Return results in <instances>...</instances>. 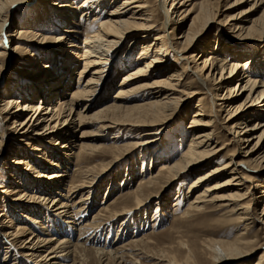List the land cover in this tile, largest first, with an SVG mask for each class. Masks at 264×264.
Here are the masks:
<instances>
[{
	"label": "bare ground",
	"instance_id": "obj_1",
	"mask_svg": "<svg viewBox=\"0 0 264 264\" xmlns=\"http://www.w3.org/2000/svg\"><path fill=\"white\" fill-rule=\"evenodd\" d=\"M21 1L0 0V71L17 52L31 56L17 68L21 77L16 89L25 92L23 98L24 92L15 89L0 95V138L10 129L17 147L12 154L15 159L5 165L7 171H15L7 175L11 184L0 187V207H8L0 208V236L7 240L8 248L15 253L23 251L30 259L37 257L38 264H86L92 254L100 264H123L125 257L136 264L138 256L157 264H226L223 259L264 264V154L255 157L264 143V51L263 57L257 53L264 46V0H249L250 4L240 9L247 0H43L44 12L37 15L38 21H30L12 34L5 24L11 7ZM220 14L224 19H218ZM212 23H216L215 31L206 43ZM11 36L15 37L12 46ZM224 38L253 39L259 46L250 49L226 41L225 45L238 53L229 54L221 48ZM124 40H129V45L122 54L119 50ZM54 44H64V48L50 53ZM79 62L73 86L71 75ZM127 69L111 99L90 111L107 99L111 74ZM104 79L107 81L101 87ZM187 115L186 125L177 122ZM88 122L96 124V130L83 131L79 141L72 140L75 130ZM173 127L176 129L166 134ZM126 129L132 131L133 138L122 139L120 133ZM109 131L115 135L107 145V138H100ZM221 132L230 135L227 141L220 139ZM89 135H93L91 140ZM230 144H234L232 150ZM136 149L143 154L151 151L148 170L158 161L157 168L146 178L140 176L134 188L111 199L92 216L90 224L80 222L73 227L71 203L88 201L93 183L104 171L102 168L94 175L105 156L115 160ZM237 149H243L238 159ZM100 154L101 161L89 163ZM72 162L78 166L72 176L77 179H71L67 195L61 186ZM143 164L139 171L145 175ZM195 173L200 174L187 188L193 197L171 223L174 236L189 237L171 243L172 251L178 253L175 259L166 251H153L149 236L144 235L112 248H86L84 243L92 237L85 233L101 225L93 220L128 218L134 211H142L162 188L181 183V189ZM77 192L89 194L74 199L72 194ZM39 204L46 207L53 229H48L46 220L38 225V220L23 215L32 212L35 218L43 217ZM257 204H261L258 212ZM10 210H18L17 223L7 215ZM66 218L71 220L69 225ZM22 219L36 222L35 229L21 226ZM55 220L67 226V236L48 234L57 231L52 226ZM205 224L213 226L211 232L226 236L189 234L194 225ZM233 231L230 237L228 233ZM75 232L80 234L77 243L71 240ZM17 242L22 246L17 247ZM93 242L98 244V240ZM247 257L249 260H240Z\"/></svg>",
	"mask_w": 264,
	"mask_h": 264
},
{
	"label": "rangeland",
	"instance_id": "obj_2",
	"mask_svg": "<svg viewBox=\"0 0 264 264\" xmlns=\"http://www.w3.org/2000/svg\"><path fill=\"white\" fill-rule=\"evenodd\" d=\"M42 1L43 0H22L20 3H17L13 7H11V14H10L6 24H5L6 30L9 33L13 34V33H15L14 32L15 30L26 27L25 25H27V23H29L30 21L31 22L32 21L33 22L38 21L37 20V15L44 12V10L42 8V5H41ZM57 2H55V3H57ZM250 2L251 1L247 0V2L242 4L238 9L247 7L250 4ZM252 17H254V15ZM218 19H221V20L224 19V15L220 14ZM26 21H28V22H26ZM215 27H216V23H212L211 27H210L209 35L204 40V41H206V43L208 42V40H210V35H211V33H213V31H215ZM32 28L36 29V27H32ZM14 38H15L14 36H11L9 38L11 40L9 42V44L11 46L14 44ZM82 38H83V36L80 37L79 41ZM0 39H1V34H0ZM128 41L129 40L122 41V46H121V48L119 50L122 54H123L124 51H126V48L129 45ZM226 41L228 42V44H230L232 46L239 45V46L248 47L250 49H254L255 46H259L258 42H256L253 39L242 40V39H230V38L227 39V38H224L223 42H225V43H222L221 48L222 47L225 48L224 49L225 52H226V49H227L229 54H238V53L236 51H233L234 49H232L231 47L226 46L225 45V44H227ZM61 44H54L53 45L54 47H49V48H53V49H51V51L50 50H48V51L50 53H52L54 49L55 50H60V49L64 48V44L63 45H61ZM39 47H40V45H39ZM137 51H134L133 54L136 53ZM263 51H264V46H261L260 49L257 51L258 56L263 57V55H261V53ZM38 55L42 56L40 54H38ZM49 55L46 54L45 56H49ZM28 57L29 58L31 57L29 55V52H27V53L26 52H17L15 58L13 60H11V62L8 61V64L6 65L5 69L4 70L2 69L0 71V95L4 91L11 90V89H15L19 93H20V91L21 92L23 91V90H20V88L16 89V81H18V79L21 77V75H19V74L17 75V72H18L17 68H20V66H23V64L25 62H27ZM244 58L245 57L243 56L242 59H244ZM41 59H43V58H41ZM132 67L133 66H131L130 68H132ZM80 68H81L80 62L77 63V65L73 68L72 75H71L72 76V80H73V86L76 83V79H78V77H77L78 74L77 73L80 70ZM127 71H128V69L127 70H122V71L119 70L117 73L115 72V73L111 74L110 77L113 79V83L111 82V84L107 85V92H106L107 99L100 100L99 103L94 105L91 108L90 111H92L95 108H97L98 106H100L104 101H107V100L111 99V96L113 95L114 91L119 86L118 84L121 81L122 76ZM27 78H25V79H27ZM82 80L84 81V80H86V78H83ZM106 81H107V79L103 80V83H102L101 87L105 86V82ZM231 84H232V82H231ZM73 86L70 87L69 89H72ZM69 91L70 90H66L65 92H69ZM31 93L32 92H28V94H31ZM23 94H25V92L21 93L20 98H23ZM31 96H34V95H31ZM240 99L242 100V98H240ZM240 99H238V100H240ZM195 101H196V98L192 100L190 105L193 106ZM234 102H237V101H234ZM234 102H233V104H234ZM82 105L83 104H80L78 108L76 107V110L80 109V106H82ZM189 118H190V115H187V117H184L183 120L179 119L177 122H179V123L181 122L182 125H186L188 123ZM237 121L240 122L239 120H237ZM232 122L236 123V120L235 121L233 120ZM175 129H176V127H173L172 131H167L166 134H169V133L173 132ZM95 130H96V124H94L92 122L91 123L90 122L84 123L82 126L78 127L75 130V132L73 134V137H72V140L79 141L81 139V137L79 138V135L83 131H89V132L92 131V132H94ZM113 131H109L107 134L101 136L100 139L104 140V139L107 138L105 143L107 145L110 144V142L113 139H109V138H112L113 135H115V133H113ZM5 132H7V135H5L4 137L0 138V141H1V144H0V187L4 186L6 184L7 185L11 184L9 182L10 178L7 175L9 173H11L13 175L15 174L14 170H11L12 171L11 172V171H7V169L5 168L6 166H8L7 165L8 163L10 164V159H15V158H12V154H13V151L15 149H17V147L15 146V142L12 141V136L9 134V133H11L10 129H6ZM131 132L132 131H129L127 129L126 130H122V133H120V135L124 136L122 139L127 140V139H130V138L134 137V136L130 135ZM126 133H128L129 135L128 134L126 135ZM221 134L222 135L220 136L221 137L220 139L224 140L223 142L227 141L228 138H229L228 136H230V135H227L224 132H221ZM89 136L90 137H87V138H88V140H91V138H93L91 136H93V135H89ZM187 142H188V140H187ZM58 143L59 144H57V147L59 145L61 146V144L63 142L61 140ZM186 143H185V145H186ZM183 148H184V146H183ZM233 148H234V144H230L228 146L229 150H232ZM179 151L175 152V156L174 157H177V155L179 154ZM242 151H243V149H241V150L237 149L236 150V159L240 158V156H238V154H243ZM150 152L151 151H149V153L145 152L143 154V152H141L140 149H136L133 152H131L130 155H128L130 159L128 158L126 153H125V155L123 157H120V158L115 159V160L113 158L110 159V157L105 156L106 159L104 158L105 160L103 161V165L100 167V169L94 175L96 176L98 174V172L102 168H104V171L96 178L95 182L93 183L94 186H93V190L91 191V194H89L87 192L86 193L85 192H80V193L77 192V193H75V195L72 194V197L74 199H77V198L79 199L80 197H84L87 194H89V196L87 197L89 199H88V201L83 200L84 202L82 203V205H80L82 201L80 203H78V204L75 203V202L74 203L73 202L72 203L71 202L68 203V204L71 203L73 205V208L70 207V211L73 210V215H74L73 218L75 219L70 224H72L73 227H76V226L78 227V225L80 226V222H84L82 224H86V221H87L90 224V222H92V221H90V220H92V216L94 214H96V213L101 212L103 210V208L108 205V203L110 204V200L111 199L114 200L115 198L119 197L121 194H125L130 188H134L135 187V184H137L138 180H140V176L142 178H146L148 176V172L155 170L157 168V166L159 165L158 161L155 163L153 169L148 170V167L150 166V162H151V160H150L151 153ZM34 154H36V153H34ZM262 154H264V143L262 144L261 148L255 154V157H257V158L259 157L260 158L262 156ZM101 157H102V154H100L99 158H96V160L94 159V160L89 161V163L90 164L98 163L99 161H101L100 160ZM224 160H226V158ZM224 160H222V162ZM142 162L144 163L143 165H144L145 175L141 174L140 171H139ZM71 164L72 165H69L70 170L67 171L68 176H66V178L63 181V185L61 186V188H62L61 192L63 194H67V195H68V193L70 194V187L72 185L71 179L72 178L77 179V176H75V175H74V177H72V176H73V173H74L76 167H78V166H74L75 164H73V162ZM83 165L84 164H82V163L80 164V166H83ZM17 167L18 166L14 167V169L17 168ZM21 170H23V169H21ZM144 170H143V172H144ZM137 172H139V173H137ZM201 172H203V171H201ZM198 174H200V173H195L194 175H192L190 177V179L184 181L183 187L181 189L179 188L181 183L179 185L178 184H174V185H172L171 187H168V188H162L160 190V192H159V195L157 197H153L152 201L149 200L150 201L149 204L144 209H142V211L139 210L138 213L134 211L135 214L133 212L132 214H130L131 215L130 217L128 216V218L126 217V215H123V216H120V217L116 218V220L114 222L110 221V220L109 221L108 220H104V221L99 220V221H97V219L93 220V222L101 223V225L99 226L100 228H98V227H95V229L92 228V229H90L91 231L89 230L90 232L88 231L87 233H85V231H84L85 234H88L89 236L92 237V240H87V242H85L84 245L86 246V248H89V247L90 248H93V247H99V248L101 247L102 248L103 247L104 249H107L109 247L112 248V247H115L117 245L124 244V242L126 243V241L129 242V241L134 240V239L135 240L136 239H140L144 235V236H149L150 241L148 242V245L151 246L153 251H157V250L166 251L168 253V256H170V257L175 259L177 257L178 253L172 251L171 243L172 242H177V241H179V239H181V240L185 239L186 240L189 237L186 236V235H183L182 237L179 236V235L178 236H174L173 235L172 231L174 229H170L172 227L171 226L172 225L171 224L172 223V219L176 216V214H178L180 211H182L188 205L187 204V203H189L188 201L190 199H192L193 195H191L192 193L187 192V188L189 187L190 182L193 181V178L196 177ZM17 175H18V171H17ZM89 179H90V177H89ZM35 185L39 186L41 188L44 186L43 184H39V183H37ZM89 185H90V183H89ZM26 188H28V187H25V189ZM59 190H60V188H59ZM177 191L179 192L178 194H180V198H178V199H176V192ZM35 194H36V192H35ZM42 194L43 193L40 194V192H37V195H39V196L42 195ZM50 196H52V194H50ZM184 196L186 198H184ZM14 197H17V196H14ZM112 200H111V202H112ZM66 201L67 200H64V202H66ZM173 202L174 203L175 202H179V203H178V205H176V207H173V205H172V204H174ZM0 204H2V203H0ZM4 206L0 207V208L1 209L3 208L4 210H6V208H8V207L6 205H4ZM260 206H261V204H257V207H255V209H257V212L259 211ZM44 207H45L44 205H40L39 204L37 208L40 211L42 210L45 213L44 214L45 218H44V216L41 217V218H37V217L35 218L36 215L32 214V212L31 213L29 212V214H28V212L23 214V212H21L20 210L19 211H20V214H23V215H26V216L28 215L31 219H34V220L36 219L35 221L38 220L37 223L38 222L40 223L41 221H45L46 220L45 222H47L48 229H53L51 227V223H50L51 219L50 220L48 219V217H47L48 214H47V211L44 209ZM79 208H82L83 210L82 209L79 210ZM89 208H91V209L89 210ZM87 210H89V211H87ZM84 211H87V213H85ZM17 212H18V210L16 212H14V210H10V212H7L8 213L7 215L9 216V218L11 217L12 220L15 223H17V221H16L17 217H18L17 216ZM9 213H11V214H9ZM156 218H157V220H156ZM160 218H161V220H160ZM66 219L68 220V218H66ZM67 220H65V223H68V225H69V222L71 220H68V222H67ZM77 220H78V222H77V225H76V221ZM136 220H137V223L135 222ZM121 221H124V223L122 225H121ZM37 223L36 222L35 223L34 222H29V220H27V219H22V222L20 223V225L23 226L26 229L30 228V230L33 231L35 229L34 224L37 225ZM39 223H38V225H40ZM57 223H56V220L52 223V226L54 225L55 230H57V231H53V232L52 231H48L49 233L48 232L47 233L50 236L54 234L53 237H56V238L58 236H59L58 238H63V236L64 237L67 236V235H64L65 233L68 232V231H66L67 226H64L61 222H57ZM154 223H157V224H154ZM194 226L192 227L193 229H192V231L189 234H193V235L196 234L195 236H198L199 238H202L204 236H208V237L210 236V237H213V238L226 236V235L222 234L221 232H219V234H215V233L211 232L213 226H210L208 224H205V225H194ZM56 227H57V229H56ZM238 228L241 229L242 227L239 226ZM236 230H238V229L236 228ZM151 231H153V232H151ZM209 231H210V233H209ZM39 232L41 233V235L47 234L46 232L45 233L42 232V231H39ZM222 232H224V229L222 230ZM35 233H37V232H35ZM228 234H229L230 237H233L234 236V231L231 232V233L229 232ZM78 235H80V234L78 232L76 234V232H75V234L71 237L72 238L71 240H73V242L75 241L76 243L79 242V241H77L78 240ZM193 235H189V236H193ZM96 240H98V244H96V246H95L93 244L94 243L93 241H96ZM15 245L17 247L22 246L18 242L15 243ZM8 246L9 245L7 244V240L1 238V236H0V264H36L37 263V261H38L37 257L35 259H30V258H28L26 256L24 257V255H23L24 253H23L22 249H18V252L22 251V253H20V252L19 253H15V250L12 251L13 250L12 247L8 248ZM261 250L262 249H259L258 251L255 252V256L253 257L252 260H254V258H256V253L258 254L259 251H261ZM139 251L140 250H138L137 252H139ZM6 252H7V254H6ZM11 253L13 254L14 257L12 255H10ZM5 255L7 257H5ZM140 255H143V254H140ZM223 260L225 261L226 264H238L237 262H238L239 259H236V260L235 259H223ZM240 260H242V262H244L246 260H249V258L248 257L246 259H242L241 258ZM28 261H30V262H28ZM137 261L139 263L137 262L136 264H157V263H155L156 262L155 260H150L148 258L147 259H143L140 256H138V260ZM86 264H100V263H98V260L92 254V255H89V260H88V262ZM108 264H115V263L114 262H108ZM123 264H132L131 258L125 257V261H124Z\"/></svg>",
	"mask_w": 264,
	"mask_h": 264
}]
</instances>
